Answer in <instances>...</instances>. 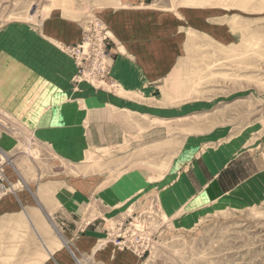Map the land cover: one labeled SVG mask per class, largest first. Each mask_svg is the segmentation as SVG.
Here are the masks:
<instances>
[{
  "label": "rangeland",
  "instance_id": "rangeland-1",
  "mask_svg": "<svg viewBox=\"0 0 264 264\" xmlns=\"http://www.w3.org/2000/svg\"><path fill=\"white\" fill-rule=\"evenodd\" d=\"M7 50L123 130L81 157L0 148V264H264V0H0ZM197 177L212 209L173 221L160 192ZM40 178L69 198L51 215Z\"/></svg>",
  "mask_w": 264,
  "mask_h": 264
},
{
  "label": "crops",
  "instance_id": "crops-1",
  "mask_svg": "<svg viewBox=\"0 0 264 264\" xmlns=\"http://www.w3.org/2000/svg\"><path fill=\"white\" fill-rule=\"evenodd\" d=\"M18 58L13 70L7 73L5 65L12 60L10 50L0 52V73L6 74L0 76V113L10 120L5 125L0 123V148L3 151L14 157L18 153H26L25 146L28 144L43 150L48 149L50 143L68 142L66 147L73 149L69 155L81 157V140L89 139L92 144V140L97 138H104L105 141L108 138L116 140L118 136H122L118 134V130H123L122 127L113 123L117 121L116 118L110 116V112L100 109L110 103H94L93 99H88L86 106L97 109L90 108L85 111L86 106H79L73 99H67L60 86L55 84V80H51L49 75L46 76L41 68L38 69L34 64L28 66L27 59ZM16 128L19 131H15ZM116 142L112 141V145ZM42 173L44 170L39 172ZM35 181V196L50 215L62 202H69L61 186H55L54 182L42 178ZM204 183L203 179L197 177L193 188L190 187L193 190L191 192L185 181L166 186L159 196L165 214L176 222L183 214L180 215L179 212L184 207L188 210L185 213L186 218L197 212L196 205L206 212L211 210L214 196L212 192L204 190L201 186ZM75 191L76 196L83 197L78 190ZM73 198L74 195L71 196ZM32 212L31 221L39 224L42 230L45 229V215L42 216L35 209Z\"/></svg>",
  "mask_w": 264,
  "mask_h": 264
},
{
  "label": "built area",
  "instance_id": "built-area-1",
  "mask_svg": "<svg viewBox=\"0 0 264 264\" xmlns=\"http://www.w3.org/2000/svg\"><path fill=\"white\" fill-rule=\"evenodd\" d=\"M9 158L2 152L0 151V198L2 196L8 194L13 190V185L12 183L9 182L5 170V164L8 163Z\"/></svg>",
  "mask_w": 264,
  "mask_h": 264
}]
</instances>
